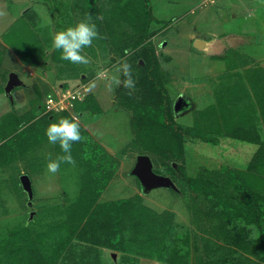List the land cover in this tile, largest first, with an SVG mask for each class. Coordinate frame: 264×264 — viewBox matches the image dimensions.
Instances as JSON below:
<instances>
[{
	"label": "rangeland",
	"instance_id": "rangeland-1",
	"mask_svg": "<svg viewBox=\"0 0 264 264\" xmlns=\"http://www.w3.org/2000/svg\"><path fill=\"white\" fill-rule=\"evenodd\" d=\"M89 15L102 37L84 49L92 62L81 65L62 60L60 51L52 45L54 34L86 20ZM123 33L130 35L131 40H123ZM198 35L213 46L212 50L223 49L219 51L221 55H206L194 47ZM108 38L119 46H114L115 53L103 50L109 48L103 45ZM146 38L154 44L149 48H156L160 66L155 64L151 73L159 78L157 82H163L171 113L177 117L174 112L184 111L182 117L189 116L194 125L189 130L181 126L183 139L179 143L174 142L176 137L171 134L170 126L166 128L154 119L148 120L145 126L135 120L132 110L117 108V100L109 103L117 96L108 80L101 78L115 74L118 62L125 59L119 55L129 48L127 44H137ZM214 38L215 45L210 42ZM124 45L126 48H122ZM137 63L143 65V58L138 57ZM13 69L23 82L12 81ZM98 72L105 75H97ZM50 82L54 86L63 84L70 90H82L83 98L98 92L95 97L100 98L104 108L99 110L102 116L93 126L85 123H90L89 118L96 111L90 115L79 112L75 109L77 100L72 105L66 100V111L53 112L50 123L62 117L76 118L81 135L86 138L72 145L75 165L62 163L56 173L48 171L47 163L49 156L54 160L63 155L59 144H50L45 131L32 134L26 141L27 135L17 136L16 129L7 124L13 114L38 115L45 108ZM141 89L135 86L134 92L128 91L140 99ZM0 90L3 91L0 93V139L4 133L9 134L1 141L0 152V264H37V253L43 257V264H58L65 255L62 250L59 260L55 259L53 249L59 245L70 249L67 264H95L90 261L92 258L99 260H95L98 264L105 261L108 264H170L159 260L157 248L147 253L148 250L140 247L143 244L140 240L152 237L160 222L168 220L165 217L169 213L174 214L172 238L179 239L173 251L180 249L182 257L188 253L187 259H183L186 264H206L208 250H218L226 241L216 228L219 220L214 215L208 217L205 212L213 203H218L217 198L221 201L217 209L225 206L222 201L236 203L238 192L233 185L244 183L264 192V161L258 159L264 152L256 150L255 141L242 138L253 130L254 137L264 141V0H0ZM61 90L56 89L54 95L58 97L55 98H60ZM179 98L180 107L175 111V101ZM134 102L137 101L131 100V104ZM249 103L253 106H248ZM79 107L85 106L79 102ZM153 107V112L145 111L147 117L160 114L158 101ZM186 119L177 118V121L182 123ZM43 123L46 128L50 124L43 118L37 131L45 127ZM36 127L34 124L31 130L36 131ZM152 132L158 134V141ZM213 133L224 140L214 141ZM93 136L97 139H91ZM43 137L46 139L40 141ZM141 139L146 148L153 150L155 146L162 154H168L171 166L173 163L178 167L184 165L186 178L202 176L200 180L206 179L205 183L188 184L182 177L184 174H179L174 167L169 172L156 162L161 161L157 153L148 149L142 152ZM100 140L115 143V148H108ZM180 151L186 157H170L179 156ZM139 153L150 156L157 169H164L160 175L161 186L145 185L144 181L137 182L127 174ZM223 167H226L224 175L231 181L229 187L226 178L214 176ZM235 174L237 179L233 177ZM23 175L30 180L28 188L22 181ZM210 179L218 183L217 189ZM201 184L213 191L207 195L196 190ZM106 185H109L107 189ZM214 192H219L221 198H216ZM120 199L128 201L115 208L122 212L126 229L131 228V212H137L133 208L142 210L144 215L133 219L136 229L123 232L114 221L106 231L104 221L108 224L111 221L100 210L106 207V201L117 200L116 204ZM153 215L159 220L153 219ZM90 226L98 230H88ZM113 240L120 248H110L115 247ZM135 244L141 251L133 249ZM92 245L102 247L101 255L106 260L96 255L99 250L93 252ZM12 251L22 253L21 257L12 256ZM246 253H234L232 258L242 255L250 258L246 257L250 264H264L258 258L259 252ZM177 254L170 255L169 261L176 263ZM127 255L138 259L130 262V257L125 260Z\"/></svg>",
	"mask_w": 264,
	"mask_h": 264
},
{
	"label": "trees",
	"instance_id": "trees-1",
	"mask_svg": "<svg viewBox=\"0 0 264 264\" xmlns=\"http://www.w3.org/2000/svg\"><path fill=\"white\" fill-rule=\"evenodd\" d=\"M126 35V34H125ZM124 38H129V40H131L130 35L125 36ZM150 38H146L143 41L139 42V43H135V44H127L128 45V55H130V64L132 66V72H133V78L135 80H137L138 84L136 85L138 88H142V92L141 93V98L139 100V102H137L136 105H133V108L135 110V120L136 121H141L142 124L148 125V120L150 121V119H154L158 122V124H163L166 128H168L169 126L172 128L171 130V134H173V137L175 136V141L177 142L179 140L182 141L183 139V134L179 131L182 130L181 129V125H178L174 119H173V114L171 113L172 111V107L170 106V102L169 104L166 103V101H169L167 98H165V95L163 92H161V89H163V85L162 83H157V76L153 75L151 73L153 67H155L154 65L156 64V67L160 66V63H158V56H156V48H152L150 49L149 46H154V44L151 42V40H149ZM109 40V38H108ZM107 39H105V42L103 43L104 46H110L109 45V41ZM149 40V42H147ZM147 42V43H146ZM144 43V44H143ZM143 45V46H142ZM116 46V45H115ZM141 46V47H140ZM133 47V48H132ZM144 47V51H140V53L138 54V51ZM117 48H119V46H117ZM122 48H126V46H122ZM109 49V48H108ZM108 49L104 48V51H107ZM121 55H125V49L123 50V52L121 53ZM127 55V56H128ZM138 57L143 58L144 60V64L140 65L139 63H137V59ZM167 58H170L169 56ZM147 75V76H146ZM157 77V78H156ZM141 78H143L145 80V82L143 80H141ZM123 79V77H122ZM148 82H150L151 84H149ZM148 85H147V84ZM161 88H160V87ZM123 86H120L119 89H123ZM157 91V93H156ZM3 91L0 90V93H2ZM126 93L125 95H122V97L124 99L127 98H132L131 95H129L126 91L124 92ZM90 96V95H88ZM129 100H133V99H129ZM155 101H158V110L160 112V114L158 115L157 113H154V115L147 117L145 114V111H151L153 112L155 110V108L153 107V104H155ZM81 105L86 106V100L80 102ZM167 104V105H166ZM76 106L75 109L79 110V101H76ZM144 114V116H143ZM7 114L3 117H6ZM2 118V117H1ZM44 118V121H47L49 124L50 121H52V119L50 118V115H44L42 117H37V115H33L31 117H28V115L26 113L23 114H13L11 115V118L9 117L8 119L10 120L7 122V124H9V127H14V129H16V133L17 136L20 135H27V138H25V140L27 141L29 138H31L32 134L34 135H38V133H42L45 131L46 126L44 128H41L40 131H37L38 129V124L40 123V121ZM54 120V119H53ZM32 121H34L32 123ZM36 125V131H32L33 130V125ZM138 125V124H137ZM8 126V125H7ZM142 127H144L143 125H141ZM32 129V130H31ZM19 131V132H18ZM32 131V132H29ZM9 135V134H5L3 136L2 140H5V136ZM152 136L155 138V141H158V134L152 132ZM216 138H214V141L217 140L219 141L220 138H224V137H218L215 135ZM47 138V137H46ZM46 138H42L40 139V141H44ZM259 138V136L257 137ZM0 139V152H1V141ZM253 141L256 140L252 139ZM180 141V142H181ZM216 141V142H217ZM143 142L144 140L141 139L140 145L143 146ZM5 145L6 142H3ZM179 143V142H177ZM215 143V142H214ZM136 145V144H135ZM258 150L257 151H262L264 152V141L262 143H258ZM180 146V144H179ZM11 148H14V146H11ZM142 152L146 151L145 146H143V148L141 147ZM151 149H148L154 153L158 154V158L160 157L162 161H164V166L166 169H170L173 171V166H171L170 164V159L168 154H162L161 151H159L155 146ZM141 154V153H140ZM261 155V154H260ZM155 156V155H154ZM184 156L183 152H179V156L173 155L170 156L172 158H182ZM258 159H262L264 161V156H262V158H258ZM252 165V164H251ZM250 165V166H251ZM249 166V167H250ZM226 169V167H223V170H221L220 174H209L210 177H212V175L216 176V179H220L221 176H223L224 178H226V175H224V170ZM250 170V169H249ZM171 171V172H172ZM177 172H179V174H184L182 177L185 181H187V183L189 184L190 182H196V181H200V183H205L206 179L204 182H202L200 180L201 177H189L186 178V167L183 166H179L178 169H176ZM234 173L237 171H233ZM251 172V170L249 171ZM236 173V174H240ZM233 175V177L235 179H237V175ZM244 174V173H243ZM188 175V174H187ZM185 176V178H184ZM203 177H205L203 175ZM237 177V178H236ZM227 179V186L229 187L231 184V181H229L228 178ZM214 179H210V183L212 185H214V189H217V185L218 183L213 181ZM214 182V183H213ZM192 188L196 187V185H191ZM198 186V185H197ZM207 185H199L198 188H196V190H200L202 191L204 194H209L210 192H212L213 190L211 188H205ZM233 188L238 192L237 198H236V203H228L227 201L224 202V205L221 209H217L219 202L221 203V201H219V199L217 198L219 195V192H214V196L217 198V202L218 203H213V206L207 211L205 212V215H207L209 217V215H214L216 216L215 218L217 220H219V225L216 226V228L218 230H220L221 233L224 234L225 236V241H226V245L220 247L218 250H208L207 254V262L206 264H250L249 262H247L246 260L250 259L249 257L245 256L243 257L242 255H238L235 259L232 258L234 255V253L237 255V253H244L247 252L248 254H252V253H257L259 252V260L264 262V192H260L258 190H256L254 188V186L252 185H246V184H236L233 185ZM220 197V196H219ZM221 198V197H220ZM126 200V199H125ZM121 201L119 200V203H116L111 206L110 204L108 205V208L104 207L102 208L100 211V214H107L109 215L108 220L111 221V224H108V221H104V229L107 231L108 228H110L111 225H113V222L116 221L117 224L119 223H123L125 222V219L123 218L122 220V212L119 210H116L115 208H120L121 206H124V204L126 202H128L127 200L125 201ZM130 204V203H128ZM126 209V208H125ZM133 210L137 211V212H131L132 215L131 217H133L131 220V228L132 229H136L138 228L136 225V220H133L134 218H139L142 217L144 215V212L138 211V209L135 207L133 208ZM115 213V217L114 214ZM112 213V214H110ZM202 213V212H201ZM149 214V213H148ZM88 215V214H87ZM169 217H165L166 219H168L166 222H160V226L158 227L157 230H155V233L152 235V237L148 238L147 240H140V243L143 242V244L140 245V247H143L144 250H148L147 253L150 252H154V249L157 248L159 253H160V260L161 261H168L170 264H186V262H183V259H187V255L188 253H186L183 257L180 254V249H177V252H175V250L173 251V246L175 245V243L177 242V240H179L178 238H172L171 233H173V219L172 216L174 215L173 213H169L168 214ZM200 215V214H198ZM85 216V215H84ZM153 219H158L159 217L156 218V216L153 215ZM122 220V221H120ZM234 224V225H232ZM230 225H232L231 227H229ZM131 228L126 229V227L124 226V230H131ZM88 230H98V228L94 227V226H90L88 227ZM254 231H256L254 233ZM254 233V234H253ZM160 236V237H159ZM159 237V238H158ZM137 238V237H136ZM201 239L207 240V238L205 237H200ZM134 239V237L132 238ZM187 241V240H184ZM113 246L115 247H110V248H120L119 246H117L118 244L115 243V241L113 240ZM136 246V244H135ZM66 246H57L56 248L53 249V254L55 256V259H59L60 254L62 252V250H66ZM134 250H138L137 252L141 251L139 250L138 245L136 247L133 248ZM175 249V248H174ZM241 250V251H239ZM243 250V251H242ZM38 251V250H37ZM246 253V254H247ZM20 253H17L15 251H12V256L15 257V255H18L19 258L21 257L22 253L19 255ZM69 253L66 252L64 255V259L67 260V255ZM178 256L177 258V262H171L169 261V257L170 255H176ZM235 255V256H236ZM248 259H247V258ZM43 257H40V254L37 253L36 254V260H37V264H43ZM181 258V259H180ZM83 260L84 262L87 261V255H83ZM261 264V263H259Z\"/></svg>",
	"mask_w": 264,
	"mask_h": 264
},
{
	"label": "clouds",
	"instance_id": "clouds-1",
	"mask_svg": "<svg viewBox=\"0 0 264 264\" xmlns=\"http://www.w3.org/2000/svg\"><path fill=\"white\" fill-rule=\"evenodd\" d=\"M101 34L95 23L91 22V16L89 15L86 20L77 22L74 26H69L61 31L54 34L52 38L53 48L60 51V58L65 61H69L73 64L88 65L91 63V57L84 54V49L91 47L92 42L95 39H100ZM129 53L125 50V56ZM100 75H105L100 73ZM121 76L123 79H121ZM110 87L123 86L126 89L134 90L136 86V80L133 78L132 66L126 60L122 59L118 62L115 68V74L106 77ZM92 86H95L93 82ZM70 89H62L59 94H63ZM56 92L51 94L45 102V114L48 112L59 111L52 109L48 111L47 100L50 98L57 99ZM131 95V91L128 93ZM84 99V98H82ZM81 100V99H76ZM74 100V102L76 101ZM48 108V109H47ZM60 111H66L62 109ZM50 113H48L49 115ZM45 135L50 144H59L63 155H58L54 160L50 158L47 163V169L49 172L56 173L59 171L62 163H68L75 165L76 161L72 156V145L73 143H79L84 141L86 138L81 135L80 123L76 118L68 119L62 117L58 122L50 123L45 129ZM143 155V154H140ZM145 155V154H144ZM148 156V155H147ZM178 166H174L177 169Z\"/></svg>",
	"mask_w": 264,
	"mask_h": 264
},
{
	"label": "crops",
	"instance_id": "crops-1",
	"mask_svg": "<svg viewBox=\"0 0 264 264\" xmlns=\"http://www.w3.org/2000/svg\"><path fill=\"white\" fill-rule=\"evenodd\" d=\"M236 16V15H235ZM128 31H129V29H128ZM123 40H124V37L126 36L124 33H123ZM196 39L197 38H202V39H204V40H206L205 38H203V37H201V36H196L195 37ZM210 42L211 43H213L214 45L216 44V42H217V39L216 38H214V39H211L210 40ZM109 49L107 50L108 52H110V53H115V48H114V46L116 45L117 46V44L114 42V41H111L110 39H109ZM210 48H208L207 50H202V52L204 53V54H206V55H210V54H220L221 55V53H219V51H222L223 49H218V52L216 51V49H214V50H212V48H213V46L212 45H210L209 46ZM228 47H230L229 45H228ZM200 50V49H199ZM120 57H125V59H128L129 58V60H130V55H128V56H125V55H119ZM92 62V61H91ZM129 62V61H128ZM246 65H248V64H246ZM247 68H249L250 66H246ZM12 72H10V74L12 73V74H14V80H12V81H14V82H16V80H17V83H20V82H23V79H20V78H18V76H17V72H16V70H11ZM6 73H8V72H6ZM100 72H98L97 73V75L99 74ZM224 76H222V78H223ZM101 78H106V77H101ZM157 78V77H156ZM107 79V78H106ZM121 79H122V76H121ZM159 79V78H158ZM157 83H159V82H157ZM161 83H162V85H163V82L161 81ZM55 85V83H53V82H50V84H49V86L46 88V90H47V92L49 93V96H51V94H53V93H55L56 92V89H58V88H61V89H66L67 87L65 86V85H63V84H61L59 87L56 85V86H54ZM231 85V84H230ZM160 87V86H159ZM161 88V87H160ZM249 88V87H248ZM112 90H114L115 92H114V94H116V98L115 99H112V100H110V102L109 103H111L112 101H118L117 103H116V107L117 108H120V109H130V110H132V113H133V116H135V110H134V108H133V104H131V100H129V99H133V100H136L137 102H139V100L140 99H138L137 98V96H133V95H131L132 96V98L130 97V98H127L126 97V99H124L123 97H122V95H125L126 93H124L125 91L127 92V93H129V89H126V88H123V89H119V87L117 88V87H113V89ZM140 90V89H139ZM138 90V91H139ZM132 92H134V90H131ZM131 92V94H135V93H132ZM161 92H163V89H161ZM98 92H96V93H93V94H90V96H86L84 99H81V100H78L79 102H82V101H84V100H86V106L84 107V108H81V107H79V112H82L83 114H85V113H87L88 115H90L89 113H91L93 110L94 111H96V112H94L95 114L92 116V117H90L89 119L91 120L90 121V123L89 124H86L85 123V126H93L94 124V122H95V120H97V119H99L102 115L101 114H99L100 112H99V110H104V108L102 107V105H100V103H99V101H100V98H97V97H95V94H97ZM139 93H143L142 91H140ZM139 93H137V94H139ZM156 93H157V91H156ZM249 94H247L246 96H248ZM166 98V97H165ZM178 100V99H177ZM137 102L134 104V105H136L137 104ZM169 102L170 101H166V103H168L169 104ZM175 102H177V101H175ZM167 105V104H166ZM170 106H171V102H170ZM248 106H250V107H252L253 105H252V103H249L248 104ZM42 107V106H41ZM75 107H77L76 105H75ZM172 107V106H171ZM176 110H178V109H175V111ZM249 111V110H248ZM45 109H42L39 113H38V115H37V117H42V116H44V115H46L45 113ZM182 112H184V111H180L179 113H178V111H176V112H174V113H176V115H177V117H174L175 116V114H173V119H174V121L179 125H181L182 127L184 126V128H186V129H190V128H192L194 125H193V123H190V121H191V118L189 117V116H184V117H186L187 119L186 120H184V121H181L182 123H178V121H177V118H179L180 120H183L184 119V117H182V115H181V113ZM249 112H252V111H249ZM54 114V113H53ZM53 114H50V117L53 115ZM249 116V115H248ZM250 118V117H249ZM235 120H241L240 122L241 123H245L241 118H235ZM82 128H84V126H82ZM188 129V130H189ZM187 132V131H186ZM201 134H203L202 133V131L200 132ZM253 133H255V131H251L250 133H246L245 135H242V138L243 139H250V140H252V139H255V137H254V135H253ZM214 135H216V136H218V137H220V135H218V134H215V133H213ZM91 136H92V134H91ZM207 136V135H206ZM91 139H97L96 137H92ZM223 140H224V138H222ZM205 140H206V138H205ZM205 140H203V141H205ZM256 143H262L263 142V140L261 139V138H256V140H254ZM100 142L103 144V145H105V146H107L108 148H110V147H112L113 146V148H115L114 147V144L115 143H108V142H106V140H105V143H103V141L102 140H100ZM212 144V143H211ZM214 146H216V145H214ZM259 146V145H258ZM110 150V149H109ZM256 150H258V147H256ZM107 151H108V149H107ZM122 152H124V151H122ZM185 152H183V154H184ZM140 154V153H139ZM137 155V157L132 161V164H131V166H130V168H129V172L127 173L129 176L131 175V176H133V177H135V179H136V181L138 182V179H140V180H142V181H144V184L145 185H147V184H152L153 186H158V185H162L161 184V180H160V175H162V173H164V169H162V168H160V169H157L156 168V165H155V163L153 162L154 160L152 159V158H150V160H151V163H152V166H151V172H152V174H153V177L152 178H149V179H145V178H143V177H140L139 176V174L136 172V167H137V163H138V159H139V157L141 156V155ZM144 155V154H143ZM184 156L186 157V155L184 154ZM183 156V157H184ZM150 157V156H149ZM179 157H177L176 159H178ZM159 160H161V159H159ZM172 159H170V161H171ZM158 164H160L162 167H165L164 166V161H156ZM178 166L177 165V163H173V167L174 166ZM169 172H171L172 170H168ZM158 177V178H157ZM167 178L168 179H170L171 180V178H170V176H167ZM159 180V181H158ZM109 181H111V178L109 179ZM172 181V180H171ZM138 185V184H137ZM109 185H106V187H105V189H107V187H108ZM104 189V190H105ZM104 190H102V191H104ZM121 200V199H120ZM112 201V200H111ZM106 201L107 202V204H106V208H108V205L110 204L111 206L113 205V203H115L116 201ZM110 214H112V213H110ZM115 216V215H114ZM121 221V220H120ZM119 228L124 232V226H123V224L122 223H119ZM73 235H75V234H73ZM92 247H94L95 249L93 250V252L94 251H96V250H99V252L96 254L98 257H100V258H102V259H105L106 260V258L105 257H103L102 255H101V251H100V249H102V247L101 246H93L92 245ZM69 250L70 249H66V250H64L65 251V253L66 252H69ZM61 254H62V252H61ZM61 254H60V256H61ZM93 255V254H92ZM128 257H130L129 259H128ZM60 258V257H59ZM129 260L130 262H132V261H134L135 262V260H137L138 259V257H135L134 255H133V257H131V256H126L125 257V260ZM59 260V259H58ZM58 260L55 262V263H58ZM95 260H97L96 258H95ZM94 260V258H92L90 261L91 262H93V263H95V264H98L96 261ZM159 260H160V258H159ZM98 262H99V260H97ZM106 263L105 264H108V261H105ZM44 264H47V263H44ZM58 264H67V260H65L64 258L62 259V262H59ZM135 264H138V263H136L135 262Z\"/></svg>",
	"mask_w": 264,
	"mask_h": 264
},
{
	"label": "water",
	"instance_id": "water-1",
	"mask_svg": "<svg viewBox=\"0 0 264 264\" xmlns=\"http://www.w3.org/2000/svg\"><path fill=\"white\" fill-rule=\"evenodd\" d=\"M209 45L210 44L202 38H197L194 41V47L200 50H207L209 48ZM13 76L14 74L11 75V77ZM179 107H180V98L176 102V109H179ZM151 166H152V163H151L150 157L147 155H141L138 159L136 172L139 174L140 177H143L145 179L152 178L153 174L151 172ZM22 181L25 184L26 188L31 186L30 180L27 175L22 176Z\"/></svg>",
	"mask_w": 264,
	"mask_h": 264
},
{
	"label": "built area",
	"instance_id": "built-area-1",
	"mask_svg": "<svg viewBox=\"0 0 264 264\" xmlns=\"http://www.w3.org/2000/svg\"><path fill=\"white\" fill-rule=\"evenodd\" d=\"M82 90H78V89H73V90H69L64 92L63 94H61V96H59L60 98L58 99H54V98H50L47 100V107L50 108H55V109H65L64 105H67L64 101H68L67 103H70V105H72V102H74V100L76 99H82Z\"/></svg>",
	"mask_w": 264,
	"mask_h": 264
}]
</instances>
